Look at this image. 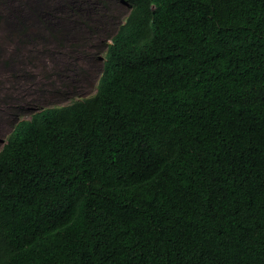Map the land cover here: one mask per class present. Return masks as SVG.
<instances>
[{
	"label": "trees",
	"instance_id": "1",
	"mask_svg": "<svg viewBox=\"0 0 264 264\" xmlns=\"http://www.w3.org/2000/svg\"><path fill=\"white\" fill-rule=\"evenodd\" d=\"M28 1L24 56L107 48L94 94L0 148V264H264V0H121L112 36L95 0Z\"/></svg>",
	"mask_w": 264,
	"mask_h": 264
},
{
	"label": "rangeland",
	"instance_id": "2",
	"mask_svg": "<svg viewBox=\"0 0 264 264\" xmlns=\"http://www.w3.org/2000/svg\"><path fill=\"white\" fill-rule=\"evenodd\" d=\"M95 1L98 2V15L102 14L112 26L129 10L121 0ZM52 2L55 5L61 4V0ZM30 3L31 1L28 0H0V41L3 42L4 55L11 57L10 63H0V148L5 137L6 139L20 137L29 127L38 124L43 116L40 114L34 120L24 122L10 132L17 121L30 118L41 108L68 104L75 99L92 95L96 91L103 66V52L98 51L103 46V41L100 38L101 35L97 34L101 32V29L97 31L96 28L93 33L90 32V35L87 33L91 36L87 43L88 37L85 39L83 32L79 34V37L77 35L75 38H69L66 44L72 51L70 54L66 48L56 50L52 43L41 45L39 41H37L41 45L39 47L27 45L29 46L27 50L35 49L31 55L24 56V46L16 51V38L8 34L9 27L13 23L12 14L21 13L29 16ZM55 11L57 13V10ZM85 13L87 14L88 10ZM112 26L108 34L115 32ZM102 34L105 35V31ZM60 38L65 41L66 34H60ZM0 53H2L1 49ZM76 69L81 72L76 73L78 75L74 78ZM68 74H71V81L70 79L63 81ZM72 78H74L73 81ZM68 87H70L68 92L63 95L62 93ZM5 105H11L12 109L23 107L13 115H6L3 114Z\"/></svg>",
	"mask_w": 264,
	"mask_h": 264
},
{
	"label": "clouds",
	"instance_id": "3",
	"mask_svg": "<svg viewBox=\"0 0 264 264\" xmlns=\"http://www.w3.org/2000/svg\"><path fill=\"white\" fill-rule=\"evenodd\" d=\"M129 8V7H128ZM123 18H124V16L121 18V20H118L117 22H116V24L114 25V26H112V28H114L115 29V32H113V33H111L112 35H114L116 32H117V30H118V26H119V24H120V22H123ZM110 34V35H111ZM111 35V36H112ZM110 36V37H111ZM109 37V39H108V41H107V43H111L112 42V39ZM103 41V40H102ZM105 41V40H104ZM103 41V42H104ZM102 43V42H101ZM106 48H107V46H101V48L100 49H102V51L100 52V53H102L103 52V66H102V70H101V74H100V76H99V78H98V82H99V79H100V77H101V75H102V72H103V70H104V61H105V57H106ZM81 71L79 70V71H77V69L74 71V76L76 77L78 74H76V73H80ZM74 77V78H75ZM74 78H72V81L74 80ZM63 79H65V78H63ZM69 79H70V81H71V78H67L66 77V79L65 80H63V81H69ZM97 86H98V83H97ZM71 87V86H70ZM70 87H68L62 94L64 95V94H66L67 92H68V89L70 88ZM96 91H97V88H96ZM95 91V92H96ZM94 92V93H95ZM52 93H54V92H52ZM93 93V94H94ZM84 98V97H83ZM75 100H78V99H75ZM74 101V100H73ZM73 101H71V102H73ZM71 102L70 103H68V104H71ZM68 104H64V105H68ZM55 106H63V105H55ZM23 106H21V107H19L18 109H17V111L18 110H20L21 108H22ZM49 107H54V106H49ZM45 108V107H44ZM44 108H41V109H39V110H37V111H35L32 115H31V117L30 118H28V119H22V120H19V121H17L15 124H14V126H13V128L10 130V132L12 131V130H14V129H16L17 127H19L20 126V124L24 121H32V119H33V116L36 114V115H38V112H40L42 109H44ZM14 114V113H13ZM13 114H10V115H13ZM21 122V123H20ZM18 123H19V125H18ZM7 139H6V137H5V141H6ZM4 141V142H5Z\"/></svg>",
	"mask_w": 264,
	"mask_h": 264
}]
</instances>
